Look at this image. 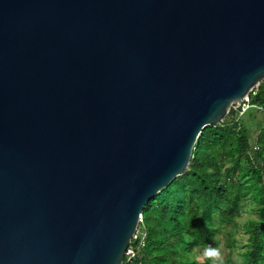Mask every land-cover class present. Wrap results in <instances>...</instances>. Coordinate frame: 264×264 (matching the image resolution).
Masks as SVG:
<instances>
[{"label":"water","instance_id":"1","mask_svg":"<svg viewBox=\"0 0 264 264\" xmlns=\"http://www.w3.org/2000/svg\"><path fill=\"white\" fill-rule=\"evenodd\" d=\"M262 83L264 0H0V264H123Z\"/></svg>","mask_w":264,"mask_h":264},{"label":"trees","instance_id":"2","mask_svg":"<svg viewBox=\"0 0 264 264\" xmlns=\"http://www.w3.org/2000/svg\"><path fill=\"white\" fill-rule=\"evenodd\" d=\"M252 104L264 107V83ZM250 110L238 123L237 113L207 128L187 172L148 204L132 242L139 248L129 264H212L200 262L202 249L243 214V201L255 198L259 220L245 225L249 243L245 264H264V120ZM251 122L257 139L252 142ZM127 258L124 261L126 262Z\"/></svg>","mask_w":264,"mask_h":264},{"label":"rangeland","instance_id":"3","mask_svg":"<svg viewBox=\"0 0 264 264\" xmlns=\"http://www.w3.org/2000/svg\"><path fill=\"white\" fill-rule=\"evenodd\" d=\"M258 120L263 119V114L251 112ZM252 128V142L254 143L258 137L257 128L259 127L255 122H251ZM243 214L240 219H237L232 225L227 227V231L231 232V237L226 233L220 234L215 237L211 246L200 248L204 254L203 257L199 256L198 260H210L212 264H245L244 254L247 251L246 247L249 243V235L245 225L250 221H258L259 216L256 210L258 209L257 202L253 195L243 201L242 204ZM213 252H218V256L212 255Z\"/></svg>","mask_w":264,"mask_h":264},{"label":"built area","instance_id":"4","mask_svg":"<svg viewBox=\"0 0 264 264\" xmlns=\"http://www.w3.org/2000/svg\"><path fill=\"white\" fill-rule=\"evenodd\" d=\"M259 88L260 87H257L256 89H254L251 92V94L249 95V97H247L246 99H244L240 103L233 106L231 113L232 112L237 113L236 118H235L236 123H238L252 109L257 110V112L259 114L264 115V107H260V106H256V105L252 104V99L257 96ZM140 246L144 247V241H142ZM140 246L138 248H134L132 246L129 247V250L127 251V254L125 257V259L127 258V260H126L127 264L131 263L136 258L137 252L139 251Z\"/></svg>","mask_w":264,"mask_h":264},{"label":"clouds","instance_id":"5","mask_svg":"<svg viewBox=\"0 0 264 264\" xmlns=\"http://www.w3.org/2000/svg\"><path fill=\"white\" fill-rule=\"evenodd\" d=\"M212 255H214V256H218L219 253H218V252H213Z\"/></svg>","mask_w":264,"mask_h":264}]
</instances>
